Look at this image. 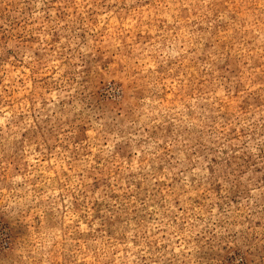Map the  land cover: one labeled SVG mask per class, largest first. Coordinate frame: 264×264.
<instances>
[{
    "label": "rangeland",
    "instance_id": "rangeland-1",
    "mask_svg": "<svg viewBox=\"0 0 264 264\" xmlns=\"http://www.w3.org/2000/svg\"><path fill=\"white\" fill-rule=\"evenodd\" d=\"M0 264H264V0H0Z\"/></svg>",
    "mask_w": 264,
    "mask_h": 264
}]
</instances>
